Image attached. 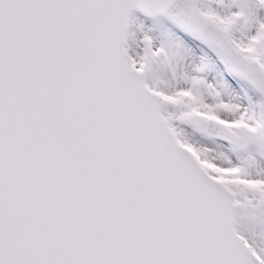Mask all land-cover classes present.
I'll return each mask as SVG.
<instances>
[{
  "label": "snow or ice",
  "instance_id": "obj_1",
  "mask_svg": "<svg viewBox=\"0 0 264 264\" xmlns=\"http://www.w3.org/2000/svg\"><path fill=\"white\" fill-rule=\"evenodd\" d=\"M0 264H264V0H0Z\"/></svg>",
  "mask_w": 264,
  "mask_h": 264
}]
</instances>
